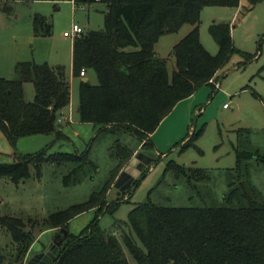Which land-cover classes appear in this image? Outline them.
Instances as JSON below:
<instances>
[{"label": "trees", "instance_id": "16d2710c", "mask_svg": "<svg viewBox=\"0 0 264 264\" xmlns=\"http://www.w3.org/2000/svg\"><path fill=\"white\" fill-rule=\"evenodd\" d=\"M18 1L35 0H0L8 11L13 8L9 3ZM95 2L107 7L105 27L83 32L73 42V75L93 69L98 77L96 84L79 83V121L98 126L101 131L133 135L142 147H154L151 134L160 123L179 102L189 99L201 86L215 82L213 77L236 51L228 22L214 21L210 26L218 53L210 54L204 48L199 30L203 9L238 7L240 0H78V4ZM185 24L193 28L175 45L176 68L170 73L167 60L157 55L155 44L162 35L176 32ZM33 25L37 35L51 34L47 16L36 14ZM16 72L18 77L13 79L0 77V129L9 142L16 147L20 138L36 134H54L57 141L67 140L58 122L71 103L66 67L23 61L16 65ZM27 81L35 88L32 101L25 97ZM49 147L36 154L15 152L14 162L0 163V176L18 183L30 177L31 165L39 169L44 163L66 164L72 166L64 176V184L69 185L79 183L78 171L93 164L88 150L49 152ZM115 149L117 163L108 182L87 201L53 212L43 221L41 232H58L68 229L76 216L96 210V217L81 233L69 231L52 264H130L126 250L136 264H264V198L242 174L245 159L256 156L264 163L263 157L237 151L233 169L238 173L237 180L230 183L223 205L170 207L149 200L137 203L130 211L123 224L130 233L121 225L118 232H110L100 226L99 216L105 211L114 213L121 203L108 204L107 194L136 150L121 141ZM172 166L178 174L209 179L202 169L176 163ZM0 222L15 243L10 264H23L39 236L33 231L39 221L6 215ZM4 259L1 254V264Z\"/></svg>", "mask_w": 264, "mask_h": 264}, {"label": "rangeland", "instance_id": "374dc122", "mask_svg": "<svg viewBox=\"0 0 264 264\" xmlns=\"http://www.w3.org/2000/svg\"><path fill=\"white\" fill-rule=\"evenodd\" d=\"M9 4L13 8L8 11L0 2V76L18 77L16 65L23 61L64 65L72 85L71 104L64 112L68 116L72 108L74 121L65 119L60 124L68 136L65 141L55 140L54 134H38L22 137L16 147L0 129V163L14 162L15 152L36 154L50 146L49 152L83 153L88 150L94 164L78 171L81 181L69 185L64 184V176L72 166L66 164L44 163L39 169L31 165L30 177L18 183L0 176V217L7 215L39 221L33 228L39 235L36 247L48 244L57 233L51 229L40 231L43 221L51 213L87 201L94 191L108 182L117 163L113 155L117 141L136 149L133 157L142 151L153 160L124 192L114 184L120 173L130 166L133 157L115 178L107 194L108 204L122 201L114 213L105 211L99 216L100 226L110 232H118L122 226L121 229L130 233L131 229L123 225L128 221L130 211L137 203L149 200L170 207L223 205L230 183L237 180L238 173L233 172L237 165V151L252 152L264 158V0H240L238 7L206 6L203 9L199 30L204 48L210 54L218 53L219 47L210 33V26L214 21L228 22L231 23L236 51L218 76L213 77L215 82L201 86L160 123L152 134L154 147L141 145L139 149V140L133 135L101 131L93 124L77 122L82 77H75L72 71L75 38L64 36V32L70 31L74 24L80 25L84 32L103 29L106 5L95 2L83 7L70 0ZM36 14L48 17L50 35L35 33L33 18ZM192 28L191 24H185L176 32L162 35L155 44L157 55L167 60L170 73L176 68L175 45ZM87 77L93 84L98 82L93 69L87 70ZM216 81L221 82V88L217 87L219 82ZM24 88L26 99L34 100L33 83L27 81ZM190 137L193 138L190 145L183 148ZM174 163L202 169L209 179L178 174L172 166ZM243 165L242 174L264 198V163L254 156L245 159ZM133 171L134 168L130 172ZM95 217L96 210L76 216L68 224L70 233H81ZM137 241L140 245L139 239ZM14 253V240L0 222L3 264H10ZM126 254L129 263L136 264L128 250Z\"/></svg>", "mask_w": 264, "mask_h": 264}, {"label": "water", "instance_id": "95a60500", "mask_svg": "<svg viewBox=\"0 0 264 264\" xmlns=\"http://www.w3.org/2000/svg\"><path fill=\"white\" fill-rule=\"evenodd\" d=\"M152 157L139 151L133 157L130 166L122 171L118 176L114 186L119 189L120 192L126 191L128 187L132 185L136 176L144 171L146 167L152 162ZM134 171L131 173V169ZM69 230L67 228H61L53 239L45 246L43 251L38 252L31 256L24 264H52L57 259V253L67 239Z\"/></svg>", "mask_w": 264, "mask_h": 264}, {"label": "crops", "instance_id": "0c3cea01", "mask_svg": "<svg viewBox=\"0 0 264 264\" xmlns=\"http://www.w3.org/2000/svg\"><path fill=\"white\" fill-rule=\"evenodd\" d=\"M84 30V29H83ZM51 66H53V67H56V66H58V65H51ZM72 71H73V44H72ZM66 73H67V71H66ZM68 76V75H67ZM0 77H2V76H0ZM82 77V80L83 81H89V78L87 77V70H86V74L84 75V76H81ZM219 82V84H220V88H221V82L220 81H218ZM72 86V85H71ZM72 89V88H71ZM188 99H186V100H183V101H181V102H179L177 105H179V104H181V103H184V102H186ZM71 104V103H70ZM226 104V103H225ZM225 104H224V107L225 108H227V106H225ZM176 105V106H177ZM174 109H176V108H174ZM174 109H173V111H174ZM62 114L63 115H65L66 116V118L65 119H68L67 118V115H66V113L63 111L62 112ZM69 114H71V116H72V114H73V111H72V108H71V110H70V112H69ZM169 116V115H168ZM64 119V120H65ZM78 120H79V117L77 118ZM167 119V118H166ZM165 119V120H166ZM63 120V121H64ZM69 120V119H68ZM73 120V116H72V119H71V121ZM71 121H69L70 123H71ZM74 121V120H73ZM77 121V120H76ZM77 122H79V123H81L80 121H77ZM62 123V122H61ZM60 123V124H61ZM84 124H91V123H84ZM38 134H36V135H32V136H37ZM151 137H152V134H151ZM21 139V138H20ZM20 139H19V141H20ZM139 147H141V145H139L138 146V148L137 149H139ZM51 230H53V232H56V230H54V229H51ZM39 237V236H38ZM49 243V242H48ZM36 244H37V239H36V241L32 244V246H31V248L29 249V251H28V253H27V255H26V257H25V260L24 261H26V260H28L31 256H33L34 254H36V253H38V252H41V251H43L44 250V247L47 245V244H45V243H42V245H40L39 247H36Z\"/></svg>", "mask_w": 264, "mask_h": 264}, {"label": "built area", "instance_id": "2783aa9c", "mask_svg": "<svg viewBox=\"0 0 264 264\" xmlns=\"http://www.w3.org/2000/svg\"><path fill=\"white\" fill-rule=\"evenodd\" d=\"M70 1H72L75 5H82L83 7H85L87 5V4H84V3L78 4V0H70ZM83 32H84V30H83V28L80 25L74 24L70 31H65L64 32V36H66V37H74L76 39L77 37L81 36L83 34ZM85 74H86V70L85 69L81 70L80 75L84 76ZM217 87L220 88L219 83H217ZM225 106H227V104H225ZM65 118H66V116L61 113L60 117L58 118V122L59 123L63 122V120ZM67 118L69 120H71L72 119L71 114H69L67 116Z\"/></svg>", "mask_w": 264, "mask_h": 264}]
</instances>
